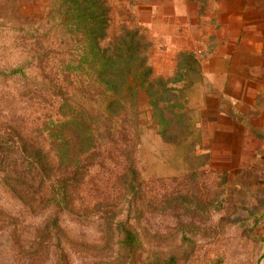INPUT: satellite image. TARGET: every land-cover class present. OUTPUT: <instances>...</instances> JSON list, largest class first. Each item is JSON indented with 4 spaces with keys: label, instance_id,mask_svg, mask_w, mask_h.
<instances>
[{
    "label": "rangeland",
    "instance_id": "obj_1",
    "mask_svg": "<svg viewBox=\"0 0 264 264\" xmlns=\"http://www.w3.org/2000/svg\"><path fill=\"white\" fill-rule=\"evenodd\" d=\"M105 1L110 19L102 45L137 31L148 44L151 79L175 78L183 51L192 49L199 58L201 82L190 72L170 85L179 90L185 112L201 115L204 139L195 153H208L210 161L193 160L197 172L191 170L184 149L161 136L150 97L133 78L134 90L121 98V125L132 144L101 145L84 176L65 188L59 159L68 147L69 102H77L75 112L95 127L96 108L105 109L115 96L103 100L92 75L88 88L82 76L66 77L69 53H82L85 43L69 39L62 0H0V141L21 147L23 137L43 145L54 160L51 171L34 172L24 186L0 173V264H264V45L253 43L246 19L208 26L189 20L187 33L186 19L155 13L160 4L170 11V3ZM248 22L261 27L264 20ZM232 30L238 33L233 41ZM110 116L120 125V117ZM133 146L137 182L155 200L118 189L114 169H122ZM64 194L76 199V207L66 206ZM105 195L119 199L115 207H94ZM89 201L92 208L84 206ZM120 224L138 236L133 249L121 246Z\"/></svg>",
    "mask_w": 264,
    "mask_h": 264
},
{
    "label": "trees",
    "instance_id": "obj_2",
    "mask_svg": "<svg viewBox=\"0 0 264 264\" xmlns=\"http://www.w3.org/2000/svg\"><path fill=\"white\" fill-rule=\"evenodd\" d=\"M62 7L65 12L63 23L68 33L72 34V38L69 39L76 41L81 40V37H83L85 43L82 53L76 54L74 49L69 53L68 58L70 60L66 62L63 69L66 77L74 80V78L82 76L81 82H84V85L88 88V83L85 84L86 78L92 75L94 78L93 83L98 85V89L103 94V100L115 96L106 103L105 109L96 108L95 127L89 124L84 116L82 117L78 112H75L77 102H69L71 111L66 114L68 119L66 120L67 128L64 136L68 147L63 150L62 159H59V169H62L63 175L67 178L62 182V185H65V188H71L73 183L69 181L84 176L91 165L90 161L99 158L101 155L97 151V149L101 150V145L132 144L134 140L131 137L132 134H128V130L123 129L121 125V120H123L121 114L124 106L121 98L126 91L134 90L135 86L131 82L133 78L134 81L139 82V85L150 97V104L159 117L158 123L162 124L160 134L163 139L184 149L186 162L190 164L192 171L197 172L196 163H193V160L197 162V159L204 158L205 166H207L210 155L208 153L199 155L195 153L197 147H201L203 142V133L199 127V113L192 110L185 112L179 90L170 85L180 80L185 81L190 72L199 75V82L202 81L201 64L196 55L188 52L181 53L175 78L157 77L151 79L153 69L148 64L145 54L148 44L142 41L137 31L126 30L115 42L108 46L102 45V41L107 36L110 19L109 6L105 0H62ZM36 53H40V51ZM82 107L80 109L84 114L89 112L88 109L90 108ZM110 114L120 117V125H115L118 120L111 118ZM97 130L100 133L105 132L102 138L96 136L95 132ZM13 132L22 137L17 129H14ZM73 140L76 143H70ZM21 142L20 147L19 144L8 143L5 139L0 141V154L4 155L0 159V173L6 178L13 177L18 187L26 185L23 180L27 179V176L32 177L34 172L37 175H42L45 171L49 172L54 168L51 163L54 160L45 156L46 151L43 145H30V141L23 137ZM107 151L112 150L104 152ZM18 152H21V155L16 158L11 157ZM107 153L110 154V152ZM134 156L133 146L126 159L121 162L122 169H114L115 172H120L117 181L118 189L123 190L125 194L132 193L130 195L133 199L138 198L140 195L148 201L155 200L158 197L146 192L137 177L138 173L134 168ZM36 160L39 161L38 166H34ZM191 176H195V173ZM197 185L196 181L194 186ZM169 191L172 190L165 189L164 192ZM185 196V194L181 196L182 200L187 198ZM166 197L171 199L173 196L168 194ZM118 200L117 197L112 195L101 196L94 207H115ZM62 201L71 208L77 205L76 199L67 197L66 194H64ZM148 201L142 200L141 202L146 203ZM90 205L92 208L93 201L84 204L85 207ZM122 225H119L123 237L120 244L123 248L133 249L138 242V236ZM60 264H64V262Z\"/></svg>",
    "mask_w": 264,
    "mask_h": 264
},
{
    "label": "crops",
    "instance_id": "obj_3",
    "mask_svg": "<svg viewBox=\"0 0 264 264\" xmlns=\"http://www.w3.org/2000/svg\"><path fill=\"white\" fill-rule=\"evenodd\" d=\"M149 1L150 0H147V2ZM154 2H156V0H154ZM160 3H170V11L165 8L162 9L160 4L158 6L159 9L156 10L155 13L158 12L160 17L164 18L175 16L183 20L186 19L187 22L184 24L186 28L184 29L187 30V33L190 29H193L192 26H189V20H197V24H199V19L206 20L207 25L209 22L215 23L214 20H217L218 24H225L227 19H246L247 23L245 24V29H247L251 35H255L256 37L257 42L253 43H259V46L264 45V38H262V36H264V23H262L260 27V23L253 25L248 22V20H264V0H160ZM223 27L224 29L226 28L225 25H223ZM221 32L222 31L220 30L219 33ZM232 34L235 35V38L232 39L233 41L236 39L238 33L235 30H232ZM257 48L260 49V47H256V49ZM191 50L183 52L194 53ZM199 116L201 117V115ZM201 119L202 118H200V124Z\"/></svg>",
    "mask_w": 264,
    "mask_h": 264
},
{
    "label": "water",
    "instance_id": "obj_4",
    "mask_svg": "<svg viewBox=\"0 0 264 264\" xmlns=\"http://www.w3.org/2000/svg\"><path fill=\"white\" fill-rule=\"evenodd\" d=\"M130 264H133L132 262Z\"/></svg>",
    "mask_w": 264,
    "mask_h": 264
}]
</instances>
